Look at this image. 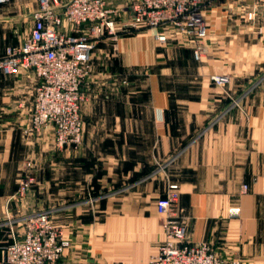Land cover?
I'll list each match as a JSON object with an SVG mask.
<instances>
[{"label":"crops","instance_id":"1","mask_svg":"<svg viewBox=\"0 0 264 264\" xmlns=\"http://www.w3.org/2000/svg\"><path fill=\"white\" fill-rule=\"evenodd\" d=\"M37 4L0 5V59L30 33ZM227 6L206 12L202 61L181 35L171 49L151 29L121 36L119 58L104 71L140 79L117 86L97 70L83 89L79 148L59 149L54 128L27 134L35 75L0 74V264L23 234L21 220L48 209L71 242L62 264H149L166 241L157 202L171 185L191 243L264 264V34L246 17L227 16ZM214 75L230 79L226 89ZM28 164L35 184L20 200Z\"/></svg>","mask_w":264,"mask_h":264},{"label":"built area","instance_id":"2","mask_svg":"<svg viewBox=\"0 0 264 264\" xmlns=\"http://www.w3.org/2000/svg\"><path fill=\"white\" fill-rule=\"evenodd\" d=\"M12 0H0L7 5ZM39 8L33 13V27L23 42L11 46L0 59V74L35 75L34 101L29 135H39L49 128L55 130L59 149L79 148L84 140L82 119L83 86L90 76V61L96 41L102 37L118 41L119 9L110 7L112 0H37ZM247 19L261 21L258 34H264V4L254 0ZM208 0H136L129 9L131 19L124 23L125 31L156 30L155 38L167 44L174 32L188 38L197 61H202L208 47L207 23L204 9ZM70 32L64 33L65 26ZM88 26V33L82 28ZM63 30V31H62ZM66 31V29H65ZM224 87L228 78L213 76ZM234 104H237L235 101ZM31 164L24 170L16 197H28L34 179L29 174ZM244 190L247 187L244 186ZM179 187L171 185L165 198L157 202V211L165 220L166 241L149 264H245L240 258H227L213 251L208 243H191L186 226L177 219L176 205ZM23 234L7 248L3 264H62L71 242L64 228L56 223L49 211H41L21 220Z\"/></svg>","mask_w":264,"mask_h":264},{"label":"rangeland","instance_id":"3","mask_svg":"<svg viewBox=\"0 0 264 264\" xmlns=\"http://www.w3.org/2000/svg\"><path fill=\"white\" fill-rule=\"evenodd\" d=\"M62 1L63 2H67L69 0H62ZM125 1L127 2L126 5H125V8H119L118 6L112 5V3L110 2V7L111 8L120 10L119 17L117 19L118 20V29L120 31L119 34H122V33L125 32L124 23L128 22L131 19V17H132L131 16V11L129 9L136 2V0H125ZM223 1H226L228 3V5L229 4L231 5V6H227V8L225 10L226 11L225 14L227 16L231 17V18H237V17L240 16V17H246V19H247L248 13L250 11L249 5H251V7L255 5V1L254 0H208V3L206 4L204 12H203L204 19L206 18L207 10L211 11L213 6H215V5L219 4V3H222ZM37 3H38V1H37ZM262 4H264V0H262ZM37 8H39V5H38ZM239 9H242V11L239 10ZM248 22H250V21H248ZM250 24H251V26H255L256 28H258L259 25H261V21L259 23L254 24V25H253L252 22H250ZM65 27H67V25ZM63 29H64V31L63 30L62 31L64 33H67V32L70 31V29H69V31H67V30L65 31L66 28H63ZM154 31H155V33L157 32L156 30H154ZM207 33H208V31H207ZM178 36H179V34L174 32L173 34L170 35L171 38H170V40L168 41L167 44H164V45L159 44V45L162 46V47H166L167 46L168 49H171V45L173 44V40H176V38ZM184 39H186L189 42L188 38L185 37ZM105 40H109V43H106ZM188 42L185 41V43H188ZM116 43H117V41H113L111 38H108V37H102L101 39L96 41V47H95V49L93 51V54H92V57H91V61H90V76H89L86 84L83 86V89L86 87V85H87L89 80L92 81V80L97 79V77H96V76H98L97 75V72H98L97 70H100V69H102V71H101L102 74L101 75H103V74L104 75H103V77L100 76L99 79H107L109 81L112 80V81H114L117 84V86L118 85H123L126 82H128L130 84L129 81L132 82V76H134V78H136V80L140 79V78H138L139 77L138 75H140V73H137L135 71H130V72L123 71L122 73L108 75V77H107L106 71H104V70H106V68L112 63V60H117L119 58L118 52L115 50ZM179 44H180L179 47L182 48L183 42H180ZM185 46H186L185 49L193 51L192 43H191V46L190 45H188V46L185 45ZM207 47L209 49V45H207ZM214 76H216V75H214ZM229 81H230V79H228V83H229ZM212 82L214 83V85L216 87H219L213 80H212ZM228 83L226 84V86L219 87V88L226 89L227 86H228ZM83 100H84V97H83ZM83 102L84 101H82V103ZM30 170H31V168H30ZM23 173H24V171L22 172V175H21V178H20V182H21V179L23 177ZM34 184L35 183L32 184V187L34 186ZM41 211H49V209L48 210H41ZM41 211H39V212H41ZM49 212L52 213V218L54 219V221L56 223H59L57 211H56V213H53L52 211H49ZM164 222H165V220L163 219V223L162 224H164Z\"/></svg>","mask_w":264,"mask_h":264},{"label":"trees","instance_id":"4","mask_svg":"<svg viewBox=\"0 0 264 264\" xmlns=\"http://www.w3.org/2000/svg\"><path fill=\"white\" fill-rule=\"evenodd\" d=\"M144 30H146V29H141V30H139V31H131V32H124V33H122V34H120V36H127V35H136L137 33H139V32H142V31H144Z\"/></svg>","mask_w":264,"mask_h":264}]
</instances>
